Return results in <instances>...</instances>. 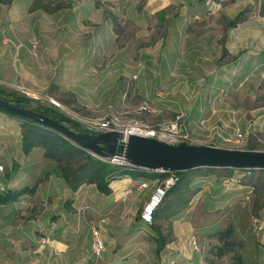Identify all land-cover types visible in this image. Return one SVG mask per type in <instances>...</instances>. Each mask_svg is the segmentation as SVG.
<instances>
[{
  "label": "rangeland",
  "instance_id": "1",
  "mask_svg": "<svg viewBox=\"0 0 264 264\" xmlns=\"http://www.w3.org/2000/svg\"><path fill=\"white\" fill-rule=\"evenodd\" d=\"M41 1L51 10L65 9L67 3L75 0ZM95 1L96 7L116 11L113 0ZM134 1L124 4L123 11L130 12L132 7L139 11L150 9L147 0ZM198 1V5L188 3L189 0L183 7L180 4L187 11L183 18L174 14L180 7L170 4L160 10L162 16L153 27L145 20L114 19L113 32L99 36L90 32L83 36L89 46L88 55L98 57L93 50H100L102 63L86 66L76 78L78 98L68 92L60 93V98L46 93L26 95L18 88L23 86L10 87L1 80L0 92L12 99L27 97L21 103L36 111L45 106L59 109L61 116L78 122L83 133H90L89 122L103 117L110 109L122 113L125 108H133L136 95L125 90L121 95L118 90L121 77L138 74L140 70L139 91L169 100L161 105L163 109L152 104L163 114L148 113L146 120L185 113L192 144L264 150V0L249 1L240 7L228 0L215 10L208 9L204 0ZM0 3L2 27V13L5 15L11 9L12 0ZM22 3L25 2L16 1L19 6ZM239 8L244 10L245 20L230 27L228 20ZM209 12L208 18H204ZM197 13L204 19L193 18ZM169 14L174 16L167 19L165 15ZM131 24L135 25L133 29ZM228 32L235 36L229 38ZM15 34L18 37L17 31ZM2 37L9 40L8 35ZM223 45L227 52L221 57ZM72 66L68 78L81 68L77 61ZM19 124L0 125V183H6L3 174L10 171L6 161L11 166L21 158L18 142L14 146L18 140L14 131ZM237 131L247 134V146L237 148ZM8 142L9 154L2 151ZM53 173L52 178L48 177L52 180L46 190L51 191L50 195L44 189L40 197L43 191L39 190L34 197L26 196L0 212V264L2 260L5 264H25L20 254L25 248L24 240H40L44 244L43 237L54 241L56 255L41 260L42 264H237V256L244 264H260L264 260V171H232L228 181L223 176L229 172L216 169L198 178L192 188H181L166 197L165 208L151 224L153 228L140 220L145 200L141 196L146 191L139 192L131 202L122 201L108 208V214L106 210L100 211L106 201L97 195L94 184H83L74 199L61 182L57 184L59 173ZM186 198V204L180 201ZM92 224L99 226L104 243L98 258L92 251ZM42 226L44 230H40ZM158 235L186 246L171 255L163 249L157 254Z\"/></svg>",
  "mask_w": 264,
  "mask_h": 264
},
{
  "label": "crops",
  "instance_id": "2",
  "mask_svg": "<svg viewBox=\"0 0 264 264\" xmlns=\"http://www.w3.org/2000/svg\"><path fill=\"white\" fill-rule=\"evenodd\" d=\"M16 1L17 0H12L11 9L6 13L4 12L5 15L2 13V17L5 18V21L2 27H0V80L4 85L10 87L23 86L35 95L46 93L52 97L55 95L56 98H60L58 95L62 92H68L77 97L78 88L74 86L76 78L81 76L86 66L89 67L90 64L95 65L97 61L102 63V59H100V50H93V54L98 55V57L88 55L87 50H89V46H87V41L83 36L87 37L90 32H94L98 36L102 35V33L105 34L107 31L113 32L114 27L112 21L114 19L145 20L149 27H153L155 25V20L162 16L160 10L170 4H177L178 8L180 7L179 11L174 13L176 16L183 18L187 14V11L181 9L180 6V4H182L183 7L186 0H147L150 9L146 8L145 10L139 11L132 7L130 12L129 10L123 11V6L124 4H134V0H113L116 10L114 12H108L101 7H96L95 0H75L72 3H67V8L65 9L62 7L60 9L54 8L51 10H44V8L40 7L39 4H44L41 0H23L25 3H22L21 6L17 5ZM249 1L253 2V0H233V4L240 7ZM188 3L198 5L200 2L198 0H189ZM211 7L215 10L220 8V5L213 4ZM194 8L196 7L194 6ZM241 8H239L240 10H238L233 17L238 12L242 11ZM174 14L165 15V17L170 19ZM210 14L211 13H207L204 15V18H208L207 16ZM213 14L215 15V12ZM202 16L201 13L193 14V18L195 19L202 20L204 19ZM242 22H244V20ZM240 23L241 22L237 25ZM91 24H94V26ZM134 26V24L129 25L130 29H133ZM16 31L18 37H16ZM183 31L186 32V28H184ZM5 35L9 36V40L5 41L2 37ZM228 35L229 38L235 36V34L229 32ZM33 38L37 39L35 51L31 49V42L34 41ZM245 38L246 37L243 36L242 40L245 41ZM75 61L78 62V66L81 68L78 72H75L76 74L74 73L76 76L73 75L72 78H68V69H71V67L73 68L72 64ZM124 76L123 78L121 77L122 81L118 91H120L121 95L124 90V92H129L130 95H136V103L135 105H131L133 108H136L142 99L149 100L157 107H161L164 102H169V100L167 101L162 97H155L147 93L143 94L139 91L138 83L142 82L140 70H138V74H126ZM133 76H136V78L133 79ZM52 81L53 85H51ZM140 87H142V85L140 86L139 84V88ZM121 95L120 97H122ZM171 107L172 106H170V108ZM161 108L163 109V107ZM161 114H163V112ZM147 116L148 115H144V118L146 119ZM158 116H160V114ZM152 117H154V115ZM161 118L167 117L161 116ZM13 122L18 121L0 112L1 127L3 124L10 125L13 124ZM19 129L20 127L17 129L18 131H14L18 139L14 146H16L18 142L17 150H19L21 158L17 160L18 163L16 161L12 163L13 165H17L12 177L9 180L7 179L6 183H0V185L19 188L23 185H33L34 182L38 181L37 188L31 197L37 195L39 190H41V192L43 191L40 195V197H42L44 189L45 192L50 195L51 191L46 190L50 187L52 179L48 180V177L52 178L55 163L51 159L43 156L44 150L41 147H34L27 155H24L21 150V132ZM10 146L8 142L3 146L2 151L9 154ZM6 163L8 168L10 167V172H12V165H9V161H6ZM4 175L5 174H3V177L7 176ZM202 177L203 176H194L190 178L188 187L192 188L195 186L197 179ZM58 178L60 179H58L57 184L61 182L65 191L68 192V196L72 195L75 199V195L81 191L82 186L73 194L65 180L59 176ZM132 180H134L132 177L124 176L120 179L111 181L109 187L112 191L108 195L97 192V195L106 201L105 206L100 207V211H107L108 208L113 207V205L115 206V200L124 194V190L132 184ZM147 184L148 186L143 190L128 194L123 204L135 200L139 192L142 191L146 192L143 193L141 198H145L146 200L153 191L155 181L147 180ZM42 199L45 201L44 198ZM121 203L122 202L119 201L117 204L120 205ZM8 206L9 205H0V212L4 211V208ZM86 207L88 208V206ZM44 228L45 227L42 226L40 230H44ZM26 240H24L25 248L21 250L20 253L22 259L26 261L25 264H42L41 260L43 261L44 259L51 258L53 254L56 255V247L55 244H53L54 241L49 238H47V240L45 239L46 242H43L44 244H42L40 240H31L29 242ZM185 246L186 244L184 242L181 243L176 240H170L164 246L163 250L167 251L166 255H171L174 252L176 253L177 249L181 250ZM53 247L54 249H51ZM50 249L55 250V252L49 251ZM1 264H5L3 260Z\"/></svg>",
  "mask_w": 264,
  "mask_h": 264
},
{
  "label": "trees",
  "instance_id": "3",
  "mask_svg": "<svg viewBox=\"0 0 264 264\" xmlns=\"http://www.w3.org/2000/svg\"><path fill=\"white\" fill-rule=\"evenodd\" d=\"M40 7L48 10V6L45 4H39ZM264 16V12H262ZM245 20L244 10L238 12L232 19L228 21L230 27L236 26L239 22ZM227 52L226 47L222 46V55ZM0 95L8 98L4 93L0 92ZM27 101V97L21 99V102L24 104ZM42 109H47L51 115L61 116L63 115L59 109L51 108L45 106ZM0 112L8 115L16 119L20 122V130H21V150L24 155H27L32 148L41 147L44 150L43 156L45 158L51 159L55 162L53 170H56L59 175L65 180L67 185L70 187L73 194L79 189L83 184H94L96 190L99 193L104 195L110 194L112 191L109 187V183L113 180L120 179L124 176L132 177V184L128 187H136L138 183L141 181L147 180H155L165 177L166 172H159L155 170L149 169H141L132 167L126 164H114L108 161V159H100L96 156H93L86 150L82 149L80 146L72 142L70 139L65 138L62 134L53 130L49 127L38 124L34 121L27 120L20 116L8 114L4 111ZM75 123V129L78 132H82L81 125L73 121ZM249 149H253V147H249ZM75 160V162H74ZM12 172H7L6 180L12 177L13 172H15L17 165L11 166ZM216 169H225L229 173L223 176V179L226 178L228 181L232 178V171H255L263 172L264 169H255V168H235V167H198L193 169H188L184 171H177L179 176L178 182L167 190V194L163 200V202L157 207L154 215L153 221L158 216V212L165 208V199L168 195L174 192H180L181 188L188 190V184L190 178L194 176H206L208 174L213 173ZM205 171V172H203ZM191 176V177H190ZM38 181L34 182L33 185H23L19 188H11L5 187L1 184L0 186V205H12L20 200H22L26 196H31L34 194L37 188ZM127 187V188H128ZM126 190V189H125ZM121 197V196H120ZM120 197L115 200L117 204L120 201ZM181 202L184 201V204L187 203L186 199H180ZM164 203V205H163ZM115 204V205H116ZM111 210L107 211L109 214ZM104 218V217H102ZM139 218V216H138ZM151 223V224H152ZM148 224V225H151ZM153 228V226L151 225ZM157 245H156V253L158 254L164 246L170 240L166 239L162 235H158L156 237ZM46 242V241H45ZM237 264H244L243 259L240 256L236 257ZM264 264V260L260 263Z\"/></svg>",
  "mask_w": 264,
  "mask_h": 264
},
{
  "label": "water",
  "instance_id": "4",
  "mask_svg": "<svg viewBox=\"0 0 264 264\" xmlns=\"http://www.w3.org/2000/svg\"><path fill=\"white\" fill-rule=\"evenodd\" d=\"M0 110L56 130L97 158L123 159L136 168L162 172L198 167L264 169V150L183 142L171 145L136 134H130L124 140V133L121 131L81 133L74 130L75 123L67 117L51 115L47 109L36 111L24 106L20 99L1 95Z\"/></svg>",
  "mask_w": 264,
  "mask_h": 264
},
{
  "label": "built area",
  "instance_id": "5",
  "mask_svg": "<svg viewBox=\"0 0 264 264\" xmlns=\"http://www.w3.org/2000/svg\"><path fill=\"white\" fill-rule=\"evenodd\" d=\"M226 1L228 0H205V4L208 9L211 10V6L213 4L221 5ZM36 45V40L31 42V49L33 51L36 48ZM134 78H136V76H133V79ZM18 88H20L26 95L30 94V92L24 87ZM125 95L126 93L123 95L122 100H124ZM125 107H127V105H125ZM148 113L158 114L161 113V109L154 107L149 100L142 99L136 108H125L122 113L110 109L106 114L103 115V117L90 121L87 129L91 131L90 133L121 131L124 133V140H126L128 135L136 134L171 145H176L181 142L190 143L191 134L188 128L187 115L185 113L176 114L172 118L146 120L144 115H147ZM234 142L237 144V148L247 146V134L244 135V133L237 131L235 133ZM108 161L114 164L129 165L125 160L119 158H112ZM2 171L3 165H0V173ZM166 174L167 175L165 177L154 180L155 185L153 191L143 202L140 211V220L145 224L152 223L153 215L157 207L163 202L167 194V190L173 187L179 180L176 170L167 171ZM147 186V181H141L134 188H126V190H124V194L120 197V201H124L128 194H131L134 191H141ZM101 221H104V218H101ZM89 229L91 234L92 251L94 257L98 258L104 251V243L100 234V228L98 225L92 224L90 225ZM42 242H45V239H43ZM191 242L197 249L196 241L192 240Z\"/></svg>",
  "mask_w": 264,
  "mask_h": 264
}]
</instances>
